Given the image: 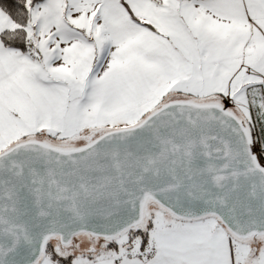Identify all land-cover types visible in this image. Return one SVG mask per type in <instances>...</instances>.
<instances>
[{"label": "snow or ice", "instance_id": "snow-or-ice-1", "mask_svg": "<svg viewBox=\"0 0 264 264\" xmlns=\"http://www.w3.org/2000/svg\"><path fill=\"white\" fill-rule=\"evenodd\" d=\"M0 264H264V0H0Z\"/></svg>", "mask_w": 264, "mask_h": 264}]
</instances>
